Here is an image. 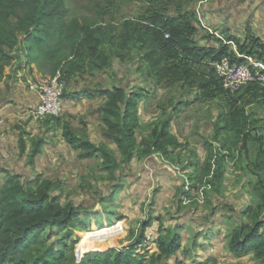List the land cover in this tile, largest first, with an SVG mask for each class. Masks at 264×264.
Segmentation results:
<instances>
[{
    "label": "trees",
    "instance_id": "16d2710c",
    "mask_svg": "<svg viewBox=\"0 0 264 264\" xmlns=\"http://www.w3.org/2000/svg\"><path fill=\"white\" fill-rule=\"evenodd\" d=\"M121 1V0H119ZM145 9L137 18H126L118 26L105 23L107 11L93 16L69 15L65 0H0V80L10 77L5 67L12 62L18 68L39 70L45 66L50 74L63 69L66 80L72 76L93 74L108 70L114 56L134 50L143 72L155 83L179 84L194 89V103L221 98L217 115L212 123V135L203 140L205 158L198 166L195 151L185 149L171 132L170 120H159L147 134L138 136V100L142 91L129 89L122 83L110 87L81 89L64 92L62 98L79 96L85 99L102 97L98 106V118L102 123L101 134L111 140L115 149L104 142L94 143L84 135H78L70 121L61 116H48L45 123L60 124L63 140L73 150H79V159L98 156L100 170L111 180L126 166L133 156L139 158L157 154L162 159L190 153L191 174L188 175V197L191 189L206 184L214 193L220 192L226 167L236 157L232 146L239 144L245 150L253 138L252 130L259 119L247 112L243 95H230L214 74L211 63L233 56L225 45L218 48L200 43L195 38L197 28L193 11L166 13L169 6H180L179 0H141ZM181 2H183L181 0ZM100 20V21H98ZM165 34H168L166 37ZM233 38L240 53H264V44L247 34L246 41ZM257 47V51L253 47ZM141 66L140 69H141ZM16 67V68H17ZM190 101L171 102L173 114ZM19 154L25 153L26 123L16 125ZM232 135V137H230ZM44 139L31 140L30 156L41 154ZM263 150L259 148L253 166L263 171ZM2 176V177H1ZM191 188V189H190ZM119 188L113 189L114 195ZM63 184L58 180L21 177L0 164V264H206V261L188 263L174 256L181 245V236L174 232L160 231L154 240L156 251L149 252L142 245L144 230L151 224L150 217L139 224L136 237L122 249L108 247L88 250L76 260L73 247L60 244L56 249L38 253L36 244H42L45 229H63L75 224L87 226L80 219L81 207L72 202L62 204L60 196ZM261 206L247 207L242 221L230 230L227 249L240 257L251 254L255 264H264V188L258 193ZM89 223V222H88ZM102 226L99 225L98 228ZM141 250L137 252V248Z\"/></svg>",
    "mask_w": 264,
    "mask_h": 264
},
{
    "label": "rangeland",
    "instance_id": "374dc122",
    "mask_svg": "<svg viewBox=\"0 0 264 264\" xmlns=\"http://www.w3.org/2000/svg\"><path fill=\"white\" fill-rule=\"evenodd\" d=\"M182 1L179 0L178 7L176 4L169 6L166 13L193 11V3L197 0ZM65 2L69 15L93 16L98 11H107L105 23L111 22L117 26L126 18H137L146 7L141 0H65ZM196 17L194 24L197 23ZM15 65L13 63L11 70L10 67H6L12 71L11 77L0 81V108L4 102L7 104L0 110V123L1 117H6L0 131L5 137L3 145L8 155L0 157V160H9L8 167L18 172L21 177L38 175L40 178L61 181L63 184L61 203L72 202L81 207L83 214L80 215V219L85 220L87 225L83 227L75 224L63 229H45L41 234L42 244L34 246L38 253L49 248L56 249L62 244L73 247L74 256L78 260L83 254L77 247L83 230L95 231L99 229V225L107 226L119 221L125 233L123 237L115 238L113 247L122 249L136 237L139 224L150 217L153 220L151 227L155 235L160 229L163 233L170 231L181 236V245L169 260L173 261L177 257L188 263L206 261V264H255L251 254L237 257L229 253L227 242L230 230L240 222L248 221L243 215L246 208L262 204L258 193L262 187L264 188V170H258L253 166L259 148L263 150L264 157L262 104L254 105L257 113L263 115V118L252 130L253 138L246 143L245 150L240 148L239 144L232 146V151L237 157L227 164L220 192L214 193L208 186L202 190L203 195L200 192L197 196L195 192H198V189H193L188 197H184L183 192L189 189L187 177L192 171L189 166L192 155L188 151L184 152L183 149V153L173 154L168 160L157 154L151 156L152 160L135 155L117 172L116 180L108 179L100 170L98 159H79L77 157L79 150L67 146L61 136L60 124L53 125L51 122L44 124L46 118L36 119L33 116L31 101L34 97L27 81L30 72L20 71L22 76L18 77V67ZM139 66L140 61L134 50H131L114 56L106 71L72 76L67 81L66 88L80 91L84 88L95 89L122 83L129 89L142 91L145 96L138 100L140 126L137 135L147 134L159 120L168 117L171 132L180 142L186 144L185 149L196 152L198 166L201 167L206 155L203 140L212 135V123L219 109L217 105L222 99L191 103L194 99V89L184 88L179 84L168 85L164 82L157 84L153 79H149L143 72L144 68L141 66L140 69ZM46 69L47 67L41 66L42 73L50 74ZM240 93L242 92H238L237 95ZM77 98L81 108L72 114L64 111L61 117L68 119L80 135L87 134L88 139L94 143L104 142L115 149L114 145L101 134L102 124L98 118L97 108L103 102V98L93 100ZM184 100L190 101L191 104L180 107L174 115L170 103ZM18 123H26L29 134L25 138L24 157L17 162L16 168L18 158L15 156L21 157L17 146ZM8 135L10 136L7 137ZM37 137L43 138L44 143L41 154L33 157L30 156V143ZM135 177L144 185L140 192L132 188L137 186ZM115 188L119 190L112 195ZM154 248L152 245L150 251Z\"/></svg>",
    "mask_w": 264,
    "mask_h": 264
},
{
    "label": "built area",
    "instance_id": "2783aa9c",
    "mask_svg": "<svg viewBox=\"0 0 264 264\" xmlns=\"http://www.w3.org/2000/svg\"><path fill=\"white\" fill-rule=\"evenodd\" d=\"M203 2L205 0H202ZM195 15H199V10L195 9ZM200 19L197 18V22ZM200 26L197 23L194 26L197 28L195 38L200 43L205 45H213V40L216 39L219 43L214 46L218 48L225 45L228 51L235 57L242 58V62L231 60L228 56H223L221 59L211 63L216 78L221 83L223 89L230 95H236L243 88L250 85L264 86V53L257 51L252 54L240 53L233 38L227 35L218 33L209 26ZM205 35V38L203 37ZM167 37L168 34H165ZM30 89L36 94V103L33 106L32 114L36 119H45L48 116H61L64 112L62 105V94L66 90L67 80L63 69H57L54 74H42L34 78L27 79ZM188 185V184H187ZM208 187L206 184L198 186V192L203 195V189ZM193 189H191L192 192ZM153 222V220H152ZM151 222V223H152ZM159 230L156 235L152 231L151 224L144 230V238L142 245L148 249L149 252L156 251V244L154 240L158 237ZM155 248L151 250V246ZM141 250L137 248V252Z\"/></svg>",
    "mask_w": 264,
    "mask_h": 264
},
{
    "label": "crops",
    "instance_id": "0c3cea01",
    "mask_svg": "<svg viewBox=\"0 0 264 264\" xmlns=\"http://www.w3.org/2000/svg\"><path fill=\"white\" fill-rule=\"evenodd\" d=\"M193 7L194 9L199 10V15L197 17L195 15V17L199 18L200 21H202L201 23L202 26L204 25L209 26L212 29L218 31V33H221L227 36L230 35L240 42H245L246 35L249 34L253 36L254 38L258 39L260 43L264 44V0H206L205 2H202V0H197V1H194ZM200 21L197 22L198 27L200 26ZM203 37L205 38V35H203ZM212 42L214 46H216L219 43V41L216 39H214ZM253 49L257 51V47L254 46ZM13 63L16 64L15 65L16 67L18 66L16 62H12L9 66H6V67H10V70H11ZM30 67L31 69L29 70L27 68L25 69L18 68L17 69L18 77L22 76L20 74V71H25V70L30 72V75H28V78H31V79L38 75L47 74V73H42L41 70H39L35 64H31ZM46 70L48 72V69ZM7 71L9 73L10 72L12 73V71H9V68H6L5 73ZM8 72L6 74H8ZM10 77H8V79ZM149 79H152V78H149ZM3 80L5 79H1L0 81H3ZM65 91L69 93L77 92L74 89H70L69 87H67ZM240 92H242L240 94L243 95L242 100H243V103H245V108L247 112L253 114L254 117L258 118L259 119L258 124H260L262 122L263 115L257 113V109L254 108V105L262 104L264 107V86L250 85V86L243 88ZM31 93L33 94V97H34V99L31 101V104H33L34 106V104L36 103V94L32 90H31ZM77 97L79 96H74L73 98H68V99L62 98V105H63L64 111L68 112L69 114H72V113H75L76 110H79L81 108V105L79 104V100ZM97 98H102V97H94V98H90L87 100H93ZM5 105L7 104H5L4 102V104L2 105V108ZM2 108H0V110ZM1 118H2V122H4L6 117L3 116ZM2 122L0 123V127L3 126ZM100 124L102 123L100 122ZM75 132L79 134V132L77 131ZM9 136L10 135H8L7 137ZM84 137L89 138L87 134H84ZM4 139L5 137L3 133L0 131V157L1 158L8 156L6 154L7 151L4 150V145H3ZM107 141L111 142V140L109 139H107ZM67 146L69 145L67 144ZM19 155H21V157L15 156V158H18V160L15 163L16 168L18 167L17 162L21 161V158L23 159L24 153L19 154ZM25 158L27 159V157ZM147 158L152 160L151 156ZM86 159H98L99 166L101 164V159L98 156H94V157L86 158ZM0 164L4 166L5 168L9 169L10 171L18 173L15 170L8 167L7 164H9V160H6V161L0 160ZM135 180H136V177H135ZM136 182H137V186L135 185L136 187H132V188L135 191L140 192L141 189H143L144 185L142 183H139L138 180H136ZM112 224H108L107 226H110Z\"/></svg>",
    "mask_w": 264,
    "mask_h": 264
},
{
    "label": "bare ground",
    "instance_id": "6f19581e",
    "mask_svg": "<svg viewBox=\"0 0 264 264\" xmlns=\"http://www.w3.org/2000/svg\"><path fill=\"white\" fill-rule=\"evenodd\" d=\"M124 233L125 231L124 228H122L120 221L110 226H104L97 230L95 229V231L83 230L77 247L80 253L87 252L88 250L113 247L115 238L123 237Z\"/></svg>",
    "mask_w": 264,
    "mask_h": 264
}]
</instances>
